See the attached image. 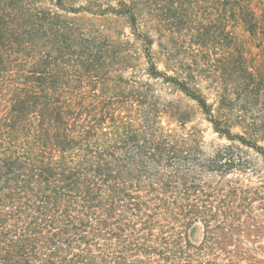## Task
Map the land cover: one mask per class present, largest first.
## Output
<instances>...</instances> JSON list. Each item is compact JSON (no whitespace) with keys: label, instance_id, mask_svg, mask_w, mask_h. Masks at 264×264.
Here are the masks:
<instances>
[{"label":"trees","instance_id":"16d2710c","mask_svg":"<svg viewBox=\"0 0 264 264\" xmlns=\"http://www.w3.org/2000/svg\"><path fill=\"white\" fill-rule=\"evenodd\" d=\"M263 167L264 0H0V264H264Z\"/></svg>","mask_w":264,"mask_h":264},{"label":"rangeland","instance_id":"374dc122","mask_svg":"<svg viewBox=\"0 0 264 264\" xmlns=\"http://www.w3.org/2000/svg\"><path fill=\"white\" fill-rule=\"evenodd\" d=\"M239 32L241 34H245L241 28H239ZM245 36H247L245 34ZM180 50L182 51L181 47ZM254 51H256V48H254ZM191 105H194V102H190ZM196 122H198L201 125V128L204 129V136L206 141H214L216 144H222L225 141L224 140H219L217 138V134H215L212 130L211 125L208 123V121L204 118L202 114H198ZM263 172H264V167H263ZM190 239L193 243L199 244L202 239H203V231L200 226L196 227L195 230L190 234ZM249 247L254 246V243H246ZM259 245H263L264 247V239L261 240ZM261 257L264 259V250L262 252Z\"/></svg>","mask_w":264,"mask_h":264}]
</instances>
